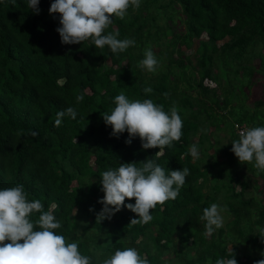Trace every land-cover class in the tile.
I'll use <instances>...</instances> for the list:
<instances>
[{"label": "trees", "instance_id": "1", "mask_svg": "<svg viewBox=\"0 0 264 264\" xmlns=\"http://www.w3.org/2000/svg\"><path fill=\"white\" fill-rule=\"evenodd\" d=\"M52 2L39 0L37 14L27 0H0V189L23 185L29 200L39 199L62 222L57 234L77 242L92 264L125 247L149 264H215L231 258L232 249L238 264L264 259L258 236L264 172L230 150L239 130L264 126V91L248 101L257 76L264 78V0H141L106 30L135 40L115 54L90 40L62 44L59 13L53 18L48 11ZM147 48L158 60L154 73L138 67ZM120 93L151 99L166 112L175 106L181 140L157 155L159 148L143 149L138 136L126 144V131L111 136L101 113L115 107ZM68 107L76 118L65 115L54 126ZM192 144L198 158L188 154ZM147 158L166 172L190 170L177 198L151 210L148 224H130L138 216L126 207L99 222L101 174L122 162L139 167ZM212 203L226 208L230 220L205 236L199 217Z\"/></svg>", "mask_w": 264, "mask_h": 264}, {"label": "clouds", "instance_id": "2", "mask_svg": "<svg viewBox=\"0 0 264 264\" xmlns=\"http://www.w3.org/2000/svg\"><path fill=\"white\" fill-rule=\"evenodd\" d=\"M140 4L141 0H53L48 11L53 18L59 13L60 26L56 31L62 44H81L90 40L96 48L107 46L115 54L134 46L135 40L118 39L119 32L105 34L113 22L112 18L123 20L130 7L136 10ZM27 6L37 14L40 12L39 0H27ZM157 66L154 52L147 48L138 67L154 73ZM143 91L151 93L152 89L146 87ZM83 99V95L76 97L77 103ZM114 104L110 112L101 113L104 123L112 128L111 136L119 138L126 131V144L130 145L138 136L143 149L159 148L157 155H161L162 150L174 141L181 140L183 121L175 106L166 112L163 105L151 99L130 100L124 93L114 97ZM65 115L75 119L77 112L72 107L58 112L54 126L59 127ZM36 134L32 133L33 136ZM238 137L231 142L230 149L238 161L241 164L253 163L258 172H264V126L241 129ZM188 154L193 158L199 157L196 144L189 147ZM189 175L187 167L166 172L150 158L139 167L134 162H122L119 167L101 174L104 195L98 202L103 207L96 219L99 222L111 219L126 207L138 216L131 219L130 224H148L153 219L151 210L158 204L175 200ZM126 198H134L135 203L125 204ZM222 211L226 208L217 203L203 209L199 219L204 222L205 236L223 227ZM37 213L38 217L33 218ZM61 227L62 222L51 211H44V204L39 199H28L23 185L0 189V264H92L91 257L81 254L77 242H68L65 236L57 234L56 230ZM258 233L264 243V228H260ZM260 255L264 257V250ZM230 256L217 259L215 264H238L233 249ZM102 264H149V260L142 257L136 248L125 247L116 249ZM254 264H264V259L256 260Z\"/></svg>", "mask_w": 264, "mask_h": 264}, {"label": "rangeland", "instance_id": "3", "mask_svg": "<svg viewBox=\"0 0 264 264\" xmlns=\"http://www.w3.org/2000/svg\"><path fill=\"white\" fill-rule=\"evenodd\" d=\"M197 45H198V40H194V45L191 47V49L186 50V53L190 54V56H192ZM154 49L157 50L158 48L155 47ZM163 61H164V59H163ZM257 63H258V60H255V64H257ZM107 64H109V61H107ZM257 77H258L257 78L258 82L256 83L257 85L253 86V88H252V94L250 95V98L248 100L249 102L251 100H255V99L259 98L262 95V91H264V78H263V76H257ZM205 83L210 85V86H215L213 81L206 80ZM210 129H212V128H210ZM219 137L221 138V141H220L221 144H225L227 141L226 137L222 136V133H219ZM202 159L206 160V161L213 160V158L211 156H205ZM217 170H220V168ZM210 183H211V181H210ZM259 186H260V189L264 190L263 179H259ZM236 188H237V190L239 189L238 185H236ZM205 190H208V188L207 187L204 188V191ZM261 196L264 197V195H261ZM221 215L223 216V219H224V224H223V226H224L226 224V222H228L230 220V216L228 214L224 213V211H222ZM79 230L77 232H79ZM246 251L250 252L248 249H246Z\"/></svg>", "mask_w": 264, "mask_h": 264}]
</instances>
